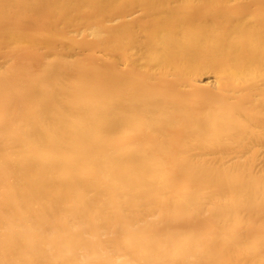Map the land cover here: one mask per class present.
<instances>
[{
    "label": "bare ground",
    "instance_id": "6f19581e",
    "mask_svg": "<svg viewBox=\"0 0 264 264\" xmlns=\"http://www.w3.org/2000/svg\"><path fill=\"white\" fill-rule=\"evenodd\" d=\"M0 264H264V0H0Z\"/></svg>",
    "mask_w": 264,
    "mask_h": 264
}]
</instances>
